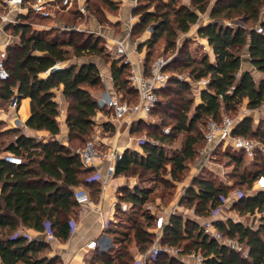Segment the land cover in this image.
<instances>
[{
  "label": "trees",
  "instance_id": "1",
  "mask_svg": "<svg viewBox=\"0 0 264 264\" xmlns=\"http://www.w3.org/2000/svg\"><path fill=\"white\" fill-rule=\"evenodd\" d=\"M99 1L111 11L120 8L114 0ZM149 1L159 2L157 10L148 13L142 22L134 26L145 29L154 25L151 36L144 44L148 49L144 61L146 72L154 61L150 56L159 39L165 36L166 49H175L178 35L188 33L191 26L199 23L201 14L209 10L210 21L200 27L198 35L207 41L214 60L207 53L200 57L185 54L186 61L180 68L187 72L190 81L173 77V92L170 89L166 94V89H162L160 101L151 112L157 111L162 120L171 119L174 123L170 125L163 121L156 126L158 131L147 132L148 139L140 145L142 152L124 150L115 175H136L140 179L150 176L155 183L164 184L169 183L165 177L169 175L172 183H178L182 181L189 163L198 159L199 146L204 143L209 119L221 122L224 116L237 112L245 101L248 110H257L264 105V33L257 32L258 27L264 31V0H217L212 8L211 0H191L192 8L183 5L180 0ZM146 12L147 7L135 10L136 15ZM24 20L29 23L6 28L17 41L7 51L5 65L9 79L0 81V107L5 105L4 109H7L15 90L20 100H30L27 128L46 131L51 138L38 140L23 134L22 129L17 127L0 132V136L8 133L15 136L0 154L22 158L21 165L10 164L0 158V264H57L58 257L51 258L45 253L50 250L48 242L28 239L18 230L23 227L45 233L46 224H49L54 237L66 241L70 236L69 221L77 217L80 209L73 198V189L84 187L91 197L101 190L98 182H87L94 171L82 165L71 144L78 141L84 145L86 138L97 127V114L107 111L88 90L104 88L97 65L78 66L74 62L87 56L102 55L104 50L98 48V42L83 40L73 31L33 29L30 24L39 19L32 15ZM234 21L240 23L235 24ZM63 34L67 37H61ZM245 49H248L251 66L261 74L259 78L254 76L253 71L242 70L241 55ZM180 51L182 53L183 49ZM72 56L76 59H71ZM179 56L176 63L183 59L182 55ZM58 63L70 65L43 77ZM109 63L117 93L124 100L136 102L137 94L128 78L130 66L120 59ZM203 79L207 80V86L198 91L200 103L196 105L194 99L184 94L192 90L193 83ZM61 85L68 101V145L55 139L60 133V125L57 119L59 105L54 98L55 89ZM164 94L166 96L162 101ZM142 123L141 120L134 122L130 132L136 133ZM2 124L6 125L0 122ZM166 125H170L168 133L165 132ZM102 128L105 132L116 129L110 122L104 123ZM233 134L264 144V127H254L250 116L236 122ZM180 135L185 136L182 147L173 149L172 145ZM214 156L226 159L224 166L232 168V182H217L213 175L207 176L213 171L203 169L200 176L193 178L180 204L193 209L197 217L207 218L213 210L222 206L221 197L230 198L237 190L248 191V194L244 192L242 198L230 200L227 205L229 210L238 212L240 216L258 215L255 227L220 217L213 221L222 236L246 248L247 255L209 238L193 217L176 213L164 226L161 243L177 248L181 255H200L205 264H264V189L255 188L256 182L264 178V153L248 161L242 152L231 147H219ZM154 190L140 185L133 189H120L115 215L127 213L120 208V204L126 202L132 212L140 210L143 221L128 216L132 226L125 230L110 222L104 233L109 244L105 249L97 248L87 264H135V253L130 244L134 242L139 253H145L153 246L155 234L151 228L155 227L157 218L145 211L144 206ZM153 264L182 263L161 252Z\"/></svg>",
  "mask_w": 264,
  "mask_h": 264
},
{
  "label": "built area",
  "instance_id": "2",
  "mask_svg": "<svg viewBox=\"0 0 264 264\" xmlns=\"http://www.w3.org/2000/svg\"><path fill=\"white\" fill-rule=\"evenodd\" d=\"M116 3L123 5L130 3L133 8V12L130 17V29H132L139 21L143 14H134L135 10L140 6L141 0H114ZM145 0H143L144 2ZM88 0H0V81H7L9 74L5 65L7 59V51L11 45H13L17 39L7 32L8 27H14L29 23L24 20L29 15L33 18L42 21H56V18L60 13H64L73 7L78 8L82 14H86ZM151 13L152 10H147ZM200 22V21H199ZM33 29L36 30H49L53 28H59L62 30H73L68 26H60L56 23H52L49 26H36L33 23L30 24ZM199 25V23H198ZM75 29V28H74ZM154 30V25L147 28L145 38L149 39ZM258 33H264L261 27L257 28ZM115 55L122 58L121 61L130 66L129 81L131 87L136 91L137 101L129 102L122 99L117 92H110L108 88L103 95L97 99L98 104L110 112L113 120L120 124H126L128 127L139 120H146L153 109L160 101V92L164 89L171 77L166 71L167 64L170 62L171 57L159 56L155 59L148 72L144 69V61L146 57L145 51H139L136 47L131 50L130 41L128 39H120L114 41ZM57 67H63L61 63L56 65ZM50 71L45 72L43 75H48ZM102 83L106 84L105 77L100 74ZM180 80L190 81L188 78L183 79L177 77ZM197 90H201L207 86V80L203 79L199 82L193 83ZM14 95L10 99L7 109L0 107V122L4 124L12 123L14 127L21 128L24 122L19 115L21 104L23 100H20L13 90ZM236 122L230 117L224 116L221 122L214 119H209L207 122L206 130L204 132L205 146L199 151L198 158V172L207 168L213 161L214 152L219 147H231L233 150L242 152L245 154L248 161L253 160L258 154L264 153V144L254 139L246 138L243 136H235L233 134ZM166 133L169 129L165 130ZM144 141V140H143ZM143 141L139 142V145ZM75 153L79 156L82 165L85 168L92 169L94 172L87 178V182H98L100 184L101 191H105L111 181L115 178L116 166L122 158V152L113 149L108 152H102L94 141H88L81 147L75 150ZM5 162L14 165H21L22 158L14 156L12 154H3L0 156ZM108 163V167L105 173L98 170L99 166ZM256 189H264V178L259 179L255 184ZM245 193L237 190L230 198L221 197L222 206L211 212V215L207 218L196 217L198 223L204 234L211 239H216L218 242L229 246L231 249L242 252L244 256L247 255V249L241 246L238 242L224 238L222 234L214 227L213 221L220 217L223 208L230 202V200H238L243 197ZM73 198L80 207V212L83 210L94 209L95 203L91 197L90 192L84 187H76L73 189ZM117 204V203H116ZM115 204V205H116ZM122 212L129 210L130 206L126 202L120 204ZM195 215L194 210L192 209ZM110 220L104 224V229L109 227ZM159 226L162 227V219H159ZM70 235L75 234L77 230V223L74 219L69 221ZM53 235L50 225L46 224V231ZM28 239H31L28 235L24 234ZM54 236V235H53ZM109 244V240L106 235H101L98 239L89 241L86 245L90 252L97 250V248L105 249ZM178 251V250H177ZM162 252V249L153 245L145 253H140L135 260V264H149L156 260L158 255ZM196 258L198 264H205L204 259L200 255L192 254Z\"/></svg>",
  "mask_w": 264,
  "mask_h": 264
},
{
  "label": "rangeland",
  "instance_id": "3",
  "mask_svg": "<svg viewBox=\"0 0 264 264\" xmlns=\"http://www.w3.org/2000/svg\"><path fill=\"white\" fill-rule=\"evenodd\" d=\"M217 0H211L210 8L213 7L214 3ZM180 2L183 5H186L190 8H192L191 0H180ZM159 4L158 1H149L143 0L140 1V6L137 8V10L143 9V7H147V10H152V12H155L157 10V5ZM87 5V12L86 14H82L80 11H78V8L73 7L70 10L60 13L58 17L56 18V21H39V20H33L32 23L36 26H49L52 23H56L60 26H68L70 29L66 32H75L76 35H78L79 38L85 40H90L92 42H98V48L103 49L104 52L102 55L98 56H87L80 59H102L104 62L109 63V61L113 59L121 60L122 58L115 55V46L114 41L120 40V39H128L130 41L131 50L133 51L136 47H138L139 51H145V53H148V49L146 46L144 47V44L148 41L145 38L146 30L147 28L139 29V28H132L130 29L129 23H130V17H131V8L129 4H123L120 5L119 10L117 11H111L109 10L102 2L99 0H89ZM133 11V10H132ZM135 14V12H134ZM209 14L210 10L207 11L205 14H201L200 16V22L199 24L202 26H205L204 24L209 22ZM173 20V17L171 18ZM75 28V29H74ZM61 37H67V35H61ZM78 38V39H79ZM201 37L198 35L196 31V25L191 26L190 31L186 34L180 33L178 35L177 41H176V48L175 49H166L165 44V36L158 40V43L156 46L152 49L150 59L151 61L157 59L159 56H165V57H171L170 62L167 64L168 68V75H170L171 79L168 82L167 86L164 88L166 89L164 93H168L170 89H172L173 92V85L171 84V81L173 77H180L183 79L187 78V72L180 68V66L183 64L184 61H186L185 54H188V56L192 57H200L202 54L206 53L204 45L201 43ZM180 49H183V52H179ZM178 55H182V58L180 62L176 63V59ZM179 56V57H180ZM71 59H76L72 56ZM195 85L193 86L192 90L190 92L185 93L184 95L189 99H194L195 104L197 100V96L199 95L197 89H194ZM196 88V87H195ZM116 91V90H115ZM117 92V91H116ZM171 92V91H170ZM97 93H99V90H97ZM118 94V93H117ZM198 94V95H197ZM120 95V94H118ZM166 95L164 94L161 97V100H164V97ZM6 106L3 105V108ZM194 105L191 107V113L193 111ZM242 111V112H241ZM106 114L101 115L103 118H111L110 112L107 111L104 112ZM260 116L252 117L253 119V126L256 127L258 125L264 127V122L262 119H264V112H260ZM243 115H250V112L244 108V105L239 107L238 111L235 113H229L228 117H230L233 121L238 122ZM260 117V118H259ZM144 122L141 125H139V129L136 133H131L130 130L124 131L121 130L120 135L118 136L117 129L113 132H105L100 126H97L93 133L86 138L85 142L88 141H94L97 144V147L102 151L105 152L107 150V144L110 142L115 141L116 146H123L128 145V149L136 150L138 152H142L140 149L139 142L143 140H147V132H155L158 131L156 126L160 125L165 121L166 124H173L174 121L171 119L160 118V115L157 111H155L153 114H151L146 120H141ZM170 125H166L165 130H170ZM14 128L13 124H6V125H0V132L8 131L9 129ZM125 133V135H123ZM14 134L8 133V134H2L0 136V151H3L8 147L10 142L14 140ZM184 135H180L179 139L172 145L173 149H180L182 147V143L184 141ZM117 141V142H116ZM82 143L78 141H74L71 144L72 150L77 149L78 147H81ZM205 146V143H201V146H199V151L203 149ZM201 147V148H200ZM217 150V149H216ZM215 150V152H216ZM170 151V149H169ZM2 154V153H1ZM198 154V158H199ZM213 162L208 165L207 168L204 170L206 171H213V174L209 172L207 173V176L213 175V177L217 178V182H223V183H231L232 180L230 178V173L232 171V168L225 167L224 163L226 162V159H224L221 156H213L212 158ZM217 160V162H214ZM198 162V159L195 162L189 163L188 170L184 174V177L181 182L178 183H172L171 178L169 175H166L167 181L169 183H155L153 178L150 176H146L144 179H140L138 176L131 175L129 177H125L126 181L133 185L132 183L135 181L137 185L145 186L149 188H153L154 193L151 196L150 201L144 206L145 211L151 212L154 216H156L157 221L155 224V227L151 228V231L155 234L154 244L157 245L162 249V253H164L167 257L175 258L182 263V258L184 259L186 256L189 255H181L179 251H177V248L175 247H169L167 245H163L161 243L162 239V227L159 226V219L163 218L162 223H167V218L169 216V212L180 214L183 217L191 216L195 220L197 216L193 214L192 209L186 208V206L181 205L180 201L182 197L186 193V185H188L191 181V178L194 174V167L196 166ZM203 171V170H202ZM201 172H198V174L195 175H201ZM256 186V185H255ZM132 189V188H131ZM244 190V189H243ZM246 194H248V191H244ZM178 195L180 197L178 198ZM233 195V193H232ZM231 195V196H232ZM143 211V209H142ZM128 216L137 218L139 221H143L140 217V210L138 212H132L131 210H128L126 214H117L115 215V218L113 220L115 225H118L122 229H129V227L132 226V223L128 221ZM227 219H233L234 221L243 222L245 225H255V223L258 221L259 216H240L238 212L229 210L225 211V214L223 215ZM164 228V226H163ZM133 234V233H132ZM131 250L137 255L138 249L136 248V245L133 243L130 244ZM50 250L45 252L46 254L49 253ZM93 257V254L90 255L87 258V261H90ZM154 262V261H153ZM153 262H150L149 264H153ZM57 264H61L59 261ZM184 264V262L182 263Z\"/></svg>",
  "mask_w": 264,
  "mask_h": 264
},
{
  "label": "crops",
  "instance_id": "4",
  "mask_svg": "<svg viewBox=\"0 0 264 264\" xmlns=\"http://www.w3.org/2000/svg\"><path fill=\"white\" fill-rule=\"evenodd\" d=\"M126 4L130 5L131 12H133L132 5L130 3H126ZM208 23L209 22L205 23L204 25ZM201 26L202 25L200 24L199 25L196 24L197 33ZM201 43L204 45L203 47L205 48L206 53L209 55L210 59L213 61L214 55H213L211 48L207 44V41L203 38L201 39ZM241 57H242V70L243 71H253L254 76L256 78H259L261 74L258 71L254 70L253 67L251 66L249 55H248V49H245L242 52ZM89 63H93L97 65L98 69L100 70V74H102L107 81L106 82L107 85H104L103 90L99 89V93H97V89H91V88H88L89 92L97 99L103 95V93L105 92L107 88L110 92H112V90L116 92L112 78H111V71H110L111 64L104 62L102 59H77L74 62V64L78 66H82L84 64H89ZM68 65H70V63L64 64L63 66L66 67ZM45 76L46 75H43V77ZM54 100L59 105V116L57 119L60 125V133L59 135L55 137V139H57L63 145H68L69 129L66 123L67 112H68V101L63 95L62 85L59 88L55 89ZM198 103H200L199 95L197 96L196 105ZM243 105H244V108L248 110L247 101H245ZM248 111L250 112V115H245V116L243 115V117H246V116L257 117L258 115L260 116L261 115L260 112L261 113L264 112V105L260 109L248 110ZM103 114H106V113L99 112L97 116L95 117L97 126H100L102 128V125L104 123L110 122L117 129L118 136L120 135L121 130L123 129L124 131H127V130L129 131L130 127H128L126 124H120V123L115 122L112 116L110 119L104 118V117L102 118L101 115L103 116ZM19 115L21 116L24 122V125L21 127L23 134L27 136L35 137L38 140L47 141L51 138V135L46 131H32L27 128L26 123L30 117V100L29 99H24L22 101ZM262 120L264 122V119ZM123 135H125V133H123ZM107 147L108 148L105 152H108L113 149L119 150L120 152H124V150L128 149L129 146L126 144L123 146H116L115 141H114L113 143L112 142L108 143ZM108 165H109L108 163H105L99 166L98 170L101 171L102 173H105ZM194 169L195 170H194L193 177L191 178L190 183L186 185V190L191 186L193 178L197 176L195 174H198V162L196 166L194 167ZM132 184L133 185L131 186V184L126 181L125 177H116L115 175V178L111 181L109 187L105 191L102 192L100 190L99 192H95L92 195V199L96 207L94 209L83 210L81 212L79 209L78 215L74 219L78 226L77 230L75 234L70 235L68 240L66 241L59 240L58 238H55L52 234L48 232L38 233L32 229H27L23 227H21L18 230V233L26 234L31 239L48 242L50 245V251L47 254V256L51 258L58 257L61 264H87V258L93 254V252H90L87 249L86 247L87 243L93 239H98L101 235L105 233V229H104L105 222L108 220L113 222L115 218V209H116L115 204L118 202V195H119L120 189L123 187H128L130 189L131 188L133 189L137 185L135 181ZM179 197L180 195H178V198ZM229 207H230L229 205H226L223 208L221 215H220V218L222 220H226V217L223 215L225 214V211H227ZM168 214L169 216L167 218L168 220L167 223L169 222L170 216L174 213L169 212ZM161 219L163 222V218ZM257 222L255 223V225H252L251 227H255L257 225ZM167 223L165 222L162 223V228H161L162 231H163V226H165ZM139 254H140L139 252L137 255L135 254V258ZM183 262L184 264H198L196 258L193 257V255L186 256L184 259L182 258V263Z\"/></svg>",
  "mask_w": 264,
  "mask_h": 264
},
{
  "label": "water",
  "instance_id": "5",
  "mask_svg": "<svg viewBox=\"0 0 264 264\" xmlns=\"http://www.w3.org/2000/svg\"><path fill=\"white\" fill-rule=\"evenodd\" d=\"M148 13H149V12L144 13V14L140 17L139 21H138L136 24H139L140 22H142V21L145 19L146 15H147ZM234 23H235V24H238V23H240V22H239V21H234ZM60 69H61L60 67L55 66L54 68H52V69L50 70V73H49V74L55 73V72H57V71L60 70ZM116 167H117V166H116Z\"/></svg>",
  "mask_w": 264,
  "mask_h": 264
}]
</instances>
